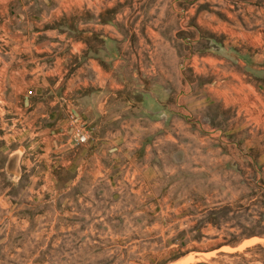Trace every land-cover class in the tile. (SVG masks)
I'll return each instance as SVG.
<instances>
[{
  "label": "rangeland",
  "instance_id": "obj_1",
  "mask_svg": "<svg viewBox=\"0 0 264 264\" xmlns=\"http://www.w3.org/2000/svg\"><path fill=\"white\" fill-rule=\"evenodd\" d=\"M185 3L195 8L185 17L194 28L171 31L169 13L162 38L176 49L181 71L207 90L210 111L232 137L225 167L240 211L182 207L175 195L146 192L151 184L127 171H46L48 161L33 152L30 110L33 77L42 81L60 51L50 42L122 24L128 8L172 9L177 0H36L38 64L31 31L22 77L11 43H0L7 57L6 65L0 59V264H264V0ZM146 34L152 47L157 39ZM247 238L255 244L224 248Z\"/></svg>",
  "mask_w": 264,
  "mask_h": 264
},
{
  "label": "crops",
  "instance_id": "obj_2",
  "mask_svg": "<svg viewBox=\"0 0 264 264\" xmlns=\"http://www.w3.org/2000/svg\"><path fill=\"white\" fill-rule=\"evenodd\" d=\"M27 1L25 7L24 0H0V43H11L21 77L30 31L33 63L38 64L40 52L38 6L36 0ZM185 4L177 0L172 9L128 8L122 24L63 34L50 42L60 51L51 56L54 69L42 81L33 77L30 110L33 152L48 161L46 171H127L151 184L146 192L164 193L165 199L175 195L182 207L240 211L231 200L233 172L225 167L232 137L210 111L207 90L199 91L193 75L181 71L176 49L162 38L169 30V13L175 22L171 31L194 28L185 17L194 16L195 8ZM125 30L134 35L125 38L120 34ZM147 32L157 39L152 47ZM31 73L38 74V67ZM78 134L85 143L74 142ZM241 172L235 173L238 183ZM253 239L224 248L234 251L255 244Z\"/></svg>",
  "mask_w": 264,
  "mask_h": 264
},
{
  "label": "built area",
  "instance_id": "obj_3",
  "mask_svg": "<svg viewBox=\"0 0 264 264\" xmlns=\"http://www.w3.org/2000/svg\"><path fill=\"white\" fill-rule=\"evenodd\" d=\"M86 137L84 135H81V134H78L76 137H75V140L74 142L78 143V144H81V143H85L86 142Z\"/></svg>",
  "mask_w": 264,
  "mask_h": 264
}]
</instances>
